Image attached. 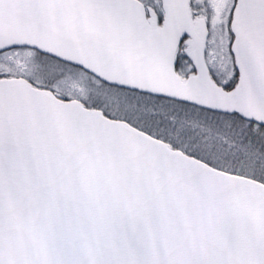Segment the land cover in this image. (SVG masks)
Returning <instances> with one entry per match:
<instances>
[{
  "label": "snow or ice",
  "instance_id": "snow-or-ice-1",
  "mask_svg": "<svg viewBox=\"0 0 264 264\" xmlns=\"http://www.w3.org/2000/svg\"><path fill=\"white\" fill-rule=\"evenodd\" d=\"M0 264H264V0H0Z\"/></svg>",
  "mask_w": 264,
  "mask_h": 264
}]
</instances>
